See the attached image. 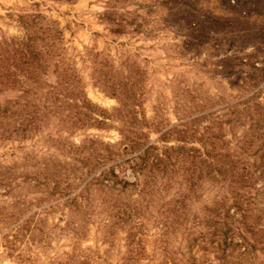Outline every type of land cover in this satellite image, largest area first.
<instances>
[{"label": "rangeland", "instance_id": "rangeland-1", "mask_svg": "<svg viewBox=\"0 0 264 264\" xmlns=\"http://www.w3.org/2000/svg\"><path fill=\"white\" fill-rule=\"evenodd\" d=\"M0 264H264V0H0Z\"/></svg>", "mask_w": 264, "mask_h": 264}]
</instances>
